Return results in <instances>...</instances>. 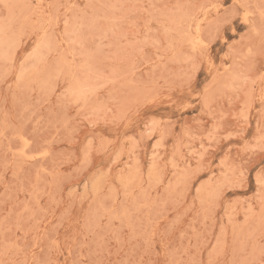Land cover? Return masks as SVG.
<instances>
[{
	"label": "rangeland",
	"instance_id": "obj_1",
	"mask_svg": "<svg viewBox=\"0 0 264 264\" xmlns=\"http://www.w3.org/2000/svg\"><path fill=\"white\" fill-rule=\"evenodd\" d=\"M0 264H264V0H0Z\"/></svg>",
	"mask_w": 264,
	"mask_h": 264
}]
</instances>
